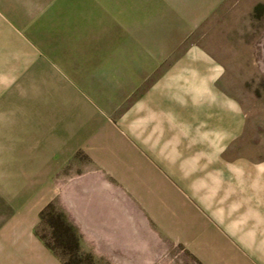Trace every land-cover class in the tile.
I'll use <instances>...</instances> for the list:
<instances>
[{
    "label": "crops",
    "instance_id": "1",
    "mask_svg": "<svg viewBox=\"0 0 264 264\" xmlns=\"http://www.w3.org/2000/svg\"><path fill=\"white\" fill-rule=\"evenodd\" d=\"M225 2L56 0L50 12L58 24L63 20V32H49L44 47L32 31L35 45L24 48L18 30L24 28L25 0H0V132H16L2 126V95L17 85L9 83L8 72L13 77L38 70L42 46L51 69L64 71L68 85L97 104L92 120L68 134L65 160L83 150L109 172L121 163L150 216L195 217V233H208L202 237L212 243L207 247L239 250L240 264H264V160L231 156L248 122L231 91L239 49L229 45L238 36L212 30L200 35ZM30 3L39 8L40 0ZM108 116L119 121L111 124ZM113 137L122 147L112 146ZM4 155L0 264H40L32 217L43 190L35 197L8 195L1 181ZM49 165L38 178L41 185L54 183L57 166Z\"/></svg>",
    "mask_w": 264,
    "mask_h": 264
},
{
    "label": "rangeland",
    "instance_id": "2",
    "mask_svg": "<svg viewBox=\"0 0 264 264\" xmlns=\"http://www.w3.org/2000/svg\"><path fill=\"white\" fill-rule=\"evenodd\" d=\"M55 2L40 0L38 8L25 0L24 28L18 30L24 48L35 45L32 31L39 34L44 47L49 32H63V20L58 24L57 14L50 12ZM210 30L238 36L229 45L239 49L232 58L231 91L248 122L231 156L264 160V0H227L200 35ZM38 49V70H24L13 77L8 72L9 83L13 79L17 85L2 92L7 98L2 126L16 132H0V155L7 151L1 181L8 195L27 197L43 190L39 211L32 217V234L41 247L39 263L240 264L239 250L218 243L217 248L207 247L212 243L202 239L208 233H195L200 228H195V217L150 216L121 163L112 173L98 167L93 155L83 150L64 159L68 134L74 136L85 120H92L91 107L97 104L90 103L79 87L69 86L64 71L51 69L50 56L42 46ZM104 106L111 115L112 104ZM118 121L107 118L111 124ZM112 139L113 147H122L121 140ZM53 163L57 166L54 183L41 185L38 178Z\"/></svg>",
    "mask_w": 264,
    "mask_h": 264
},
{
    "label": "trees",
    "instance_id": "3",
    "mask_svg": "<svg viewBox=\"0 0 264 264\" xmlns=\"http://www.w3.org/2000/svg\"><path fill=\"white\" fill-rule=\"evenodd\" d=\"M72 237H73V235H72ZM74 238V237H73ZM75 240V239H74ZM49 248L50 249H53L50 245H49ZM65 264H69L68 262H65Z\"/></svg>",
    "mask_w": 264,
    "mask_h": 264
}]
</instances>
